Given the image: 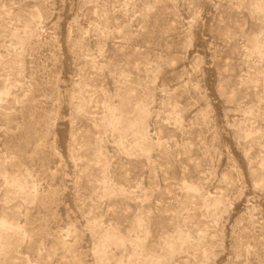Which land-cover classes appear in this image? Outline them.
<instances>
[{
	"label": "rangeland",
	"instance_id": "rangeland-1",
	"mask_svg": "<svg viewBox=\"0 0 264 264\" xmlns=\"http://www.w3.org/2000/svg\"><path fill=\"white\" fill-rule=\"evenodd\" d=\"M260 2L0 0V264H264Z\"/></svg>",
	"mask_w": 264,
	"mask_h": 264
},
{
	"label": "bare ground",
	"instance_id": "bare-ground-1",
	"mask_svg": "<svg viewBox=\"0 0 264 264\" xmlns=\"http://www.w3.org/2000/svg\"><path fill=\"white\" fill-rule=\"evenodd\" d=\"M258 12H264V0H261V2H260V5L259 6H257L256 8H255ZM255 39V38H254ZM258 40V39H257ZM257 40H256V42H257ZM259 41V40H258ZM255 42V43H256ZM254 43V44H255ZM257 44H259V42L257 43ZM256 46V45H255ZM255 48V47H254ZM264 54V53H263ZM126 93H124V95H125ZM123 95V96H124ZM129 95V94H128ZM122 101H123V104H129L130 103V96H124L122 99H121ZM115 110H116V108L115 107H111V106H108L107 107V114H106V116H105V120H106V124L107 125H109V126H116L117 124H120V128H121V132L122 133H126V132H131L132 134H134L138 139H141V140H143L144 139V136L146 135V131H145V129H144V123H145V119L147 118V116H148V113H147V110L146 109H144L143 108V106H136L134 109H132V107H131V110H133L132 111V113H134V116H131V117H128L127 118V120H126V123H124V120H123V117H122V115H116L114 112H115ZM147 124V123H146ZM147 127V126H146ZM148 142V141H147ZM139 146V145H138ZM144 148H145V146H144ZM147 148V147H146ZM141 151V150H140ZM100 155V154H99ZM100 159H101V157H100ZM10 182L12 183V185L13 186H15V187H22V185L17 181V180H15V179H12V180H10ZM184 187L188 190V191H192L193 193L195 192V190H196V186L194 187V186H192V185H184ZM23 188V187H22ZM16 189V188H15ZM18 189V188H17ZM215 200V199H214ZM140 222V221H139ZM138 222V223H139ZM0 227L1 228H5V227H11V225H9L5 220H0ZM111 232V231H110ZM114 233V232H113ZM181 233V232H180ZM105 234H106V232H105ZM111 235V233L109 234V236ZM113 236H116V234H112ZM181 235H182V233H181ZM180 235V240L182 241V242H185L186 240V238L185 237H183V236H181ZM107 236H108V234H107ZM113 236H110L111 237V239H112V241L114 242V244L116 243V244H119L120 243V241L121 240H119V239H121L122 237H119V238H117V237H113ZM110 239V240H111ZM109 240V239H108ZM111 241V242H112ZM180 241V242H181ZM188 243V242H187ZM182 244V243H181ZM186 244V243H185ZM184 244V245H185ZM102 245V244H101ZM100 245V246H101ZM168 245H169V250L170 251H174L175 250V248H176V244L175 243H173V242H170V243H168ZM104 247V246H103ZM97 251L99 252V253H101L102 251H101V249H97Z\"/></svg>",
	"mask_w": 264,
	"mask_h": 264
}]
</instances>
